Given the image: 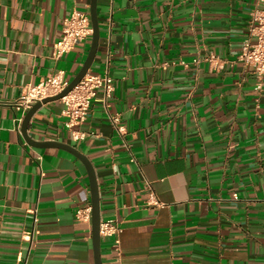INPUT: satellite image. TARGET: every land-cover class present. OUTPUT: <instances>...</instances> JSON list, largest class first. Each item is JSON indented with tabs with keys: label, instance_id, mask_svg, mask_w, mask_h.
Segmentation results:
<instances>
[{
	"label": "crops",
	"instance_id": "0c3cea01",
	"mask_svg": "<svg viewBox=\"0 0 264 264\" xmlns=\"http://www.w3.org/2000/svg\"><path fill=\"white\" fill-rule=\"evenodd\" d=\"M89 3L0 0V264H94L91 221L75 217L91 205L83 162L30 144L12 107L26 84L78 72L91 35L52 51L63 19ZM255 3L97 0L88 72L111 77V96L98 90L72 128L47 101L27 134L92 163L100 221L119 227L101 236L102 264H264V77L237 60ZM208 54L228 62L211 71Z\"/></svg>",
	"mask_w": 264,
	"mask_h": 264
},
{
	"label": "built area",
	"instance_id": "2783aa9c",
	"mask_svg": "<svg viewBox=\"0 0 264 264\" xmlns=\"http://www.w3.org/2000/svg\"><path fill=\"white\" fill-rule=\"evenodd\" d=\"M248 23V35L241 43L237 60L250 66L252 72L259 78V84H261V78L264 77V0H256L255 5L250 10ZM91 33L89 12L73 9L63 19L61 35L54 44L52 55L60 56L63 52L84 41ZM203 60L208 63L211 71L222 70L228 62L225 57L216 54H208ZM193 61L199 62L200 59L194 58ZM68 84L69 80L65 78L64 72L58 70L48 74L35 84L23 86L19 96L12 101V107L16 112L14 121L17 127H19L25 112L32 104L41 101L45 97L59 94ZM113 89L112 79L107 73L87 72L67 93L58 98L63 104L62 115L65 118V126L72 128L87 118L91 99L97 94L98 90L102 91L104 103L106 104V99L111 96ZM109 118L114 124L118 121V115L116 114L109 115ZM117 129L120 132L122 131L120 126ZM75 132L73 131L74 137H83L82 132L74 134ZM75 217L81 221H91V205L76 209ZM118 231L119 227L114 219L108 218L100 221V236H115ZM33 232L31 231L28 239L31 240ZM115 246H118L117 241H115Z\"/></svg>",
	"mask_w": 264,
	"mask_h": 264
},
{
	"label": "water",
	"instance_id": "95a60500",
	"mask_svg": "<svg viewBox=\"0 0 264 264\" xmlns=\"http://www.w3.org/2000/svg\"><path fill=\"white\" fill-rule=\"evenodd\" d=\"M96 3L97 0H90L89 3V16L91 21L92 33H91L90 46L82 66L80 67L78 72L73 76V78L69 81L68 86L62 92L54 96L45 97L41 101L32 104V106L25 112L23 119L21 121V133L24 136V138L32 145L40 146V147L43 146L60 147L65 150H68L83 162L89 179L90 201H91V233H92L91 237H92L94 264H102L100 257L101 236L99 234V224H100L99 193H98V184L96 180V175L92 163L85 154H82L70 144L56 140H34L27 134L29 120L33 115V113L43 103L50 100H57L60 96L67 93L88 72L89 67L94 59L99 41V21L97 17Z\"/></svg>",
	"mask_w": 264,
	"mask_h": 264
}]
</instances>
